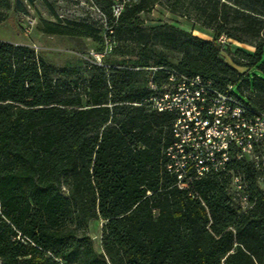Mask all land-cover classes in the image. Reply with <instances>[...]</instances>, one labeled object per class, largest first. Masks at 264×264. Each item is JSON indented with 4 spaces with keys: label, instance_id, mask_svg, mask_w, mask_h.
Returning <instances> with one entry per match:
<instances>
[{
    "label": "trees",
    "instance_id": "trees-1",
    "mask_svg": "<svg viewBox=\"0 0 264 264\" xmlns=\"http://www.w3.org/2000/svg\"><path fill=\"white\" fill-rule=\"evenodd\" d=\"M159 1L95 0L116 43L87 67L81 88L75 70L0 41V264H264V173L233 157L220 176L178 185L164 154L173 115L143 102L150 76L161 93L172 89L166 72L151 69L163 67L236 87L264 111V0L215 1L211 39L142 27L140 14ZM44 31L74 34L54 23ZM222 35L254 50L231 51ZM231 174L255 198L247 212L233 200ZM94 219L103 221L99 251L88 234Z\"/></svg>",
    "mask_w": 264,
    "mask_h": 264
},
{
    "label": "built area",
    "instance_id": "built-area-1",
    "mask_svg": "<svg viewBox=\"0 0 264 264\" xmlns=\"http://www.w3.org/2000/svg\"><path fill=\"white\" fill-rule=\"evenodd\" d=\"M122 8L123 3L118 1L112 8L114 17ZM219 40L224 42L223 37ZM151 69L166 72L172 86L161 93L162 88L150 76L151 93L143 102L150 110L173 115V140L164 154L166 169L176 177L178 185L187 177L220 176L233 157L247 160L264 173V111L248 105L232 92L230 85L224 92L199 75L163 67ZM258 181H264V175ZM230 189L240 213L253 207L255 198L240 175L231 174ZM16 237L20 239V234Z\"/></svg>",
    "mask_w": 264,
    "mask_h": 264
},
{
    "label": "rangeland",
    "instance_id": "rangeland-1",
    "mask_svg": "<svg viewBox=\"0 0 264 264\" xmlns=\"http://www.w3.org/2000/svg\"><path fill=\"white\" fill-rule=\"evenodd\" d=\"M215 1L231 8L249 4V0H180L179 4L175 0H160L149 12L140 14L142 27L166 23L201 38L211 39L216 23L210 20L209 13L218 6ZM234 3H239V6ZM0 13L4 17L0 22V41L28 46L49 65L75 70L70 79L80 81V88L87 67L93 62L101 63L102 57L99 60L98 55H107L116 43L95 0H0ZM231 13L229 17H232ZM259 17L264 19V15ZM46 23L60 25L74 34H48L44 31ZM221 37L231 51L240 49L252 53L254 50L252 45L227 39L224 35ZM165 52L172 62L178 60L177 52ZM124 56L132 57L128 53ZM237 69L245 71L244 68ZM232 91L242 97L236 87ZM261 185L264 186V181ZM102 223V220L94 219L88 226V234L97 251L100 250Z\"/></svg>",
    "mask_w": 264,
    "mask_h": 264
}]
</instances>
